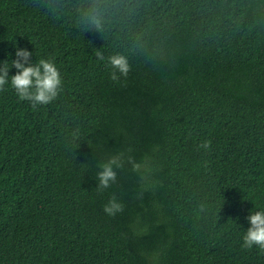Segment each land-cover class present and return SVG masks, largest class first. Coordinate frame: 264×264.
I'll list each match as a JSON object with an SVG mask.
<instances>
[{
    "label": "trees",
    "instance_id": "obj_1",
    "mask_svg": "<svg viewBox=\"0 0 264 264\" xmlns=\"http://www.w3.org/2000/svg\"><path fill=\"white\" fill-rule=\"evenodd\" d=\"M90 2L0 0V65L27 49L63 80L35 109L0 92V264H264L242 249L264 208V0H103L100 30ZM121 153L140 169L98 190Z\"/></svg>",
    "mask_w": 264,
    "mask_h": 264
},
{
    "label": "clouds",
    "instance_id": "obj_2",
    "mask_svg": "<svg viewBox=\"0 0 264 264\" xmlns=\"http://www.w3.org/2000/svg\"><path fill=\"white\" fill-rule=\"evenodd\" d=\"M106 7L103 0H91L88 6L81 11V19L85 24L91 25L97 30L102 29ZM32 53L27 49H17L16 59L12 62H4L0 65V92L10 83L12 89L21 101H28L35 109L41 105H47L55 101L63 90L62 75L53 59H40L38 63H32ZM99 61H104L102 52L97 51ZM108 66L111 69L110 78L119 82L121 77H127L131 66L124 55L116 54L107 58ZM15 68L16 74L9 76V72ZM210 141L201 145L209 148ZM131 152V149H129ZM125 163L131 165V171L137 172L140 163L132 155L125 161L123 154L110 157L106 162L99 165L98 190L109 188L117 181V169H123ZM203 210V205H201ZM108 215L114 216L123 211V205L117 201L115 195L104 206ZM250 227L243 235L242 249L251 250L254 247L264 252V208H255L248 216Z\"/></svg>",
    "mask_w": 264,
    "mask_h": 264
}]
</instances>
